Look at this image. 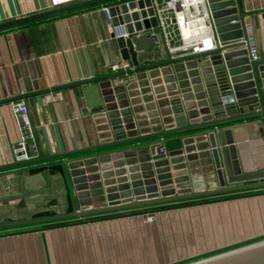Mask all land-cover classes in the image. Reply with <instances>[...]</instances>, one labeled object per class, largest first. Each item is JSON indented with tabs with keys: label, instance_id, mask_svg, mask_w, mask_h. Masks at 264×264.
I'll return each mask as SVG.
<instances>
[{
	"label": "crops",
	"instance_id": "obj_1",
	"mask_svg": "<svg viewBox=\"0 0 264 264\" xmlns=\"http://www.w3.org/2000/svg\"><path fill=\"white\" fill-rule=\"evenodd\" d=\"M79 1L0 0V23ZM124 1L0 29V197L50 187V173L59 178L58 163L65 160L54 157L15 165L13 149L20 138L21 116L14 113L11 102L23 100L28 107L36 133L34 156L101 141L108 124L100 116L106 95L103 81L92 79L111 73L110 66L123 60L104 7ZM239 1L259 57L264 59V0ZM154 31L157 29L146 33ZM22 95L26 96L19 99ZM257 119L263 122L228 132L229 138L239 141L249 169L264 166V115L248 120ZM179 135L165 137L170 150L180 147ZM41 167L44 169L32 172ZM63 183L62 179L55 182L58 194L65 192L59 187ZM66 200L65 196L59 198L60 202ZM195 200L0 228V264H169L264 234V194L206 203L192 202ZM57 203L53 191L30 196L27 201L3 202L0 222L26 218L27 206L31 216L55 213ZM62 208L64 212L71 209L69 203ZM136 212L145 213L133 214ZM147 213H154V219L147 220ZM92 219L98 220L87 222Z\"/></svg>",
	"mask_w": 264,
	"mask_h": 264
},
{
	"label": "water",
	"instance_id": "obj_2",
	"mask_svg": "<svg viewBox=\"0 0 264 264\" xmlns=\"http://www.w3.org/2000/svg\"><path fill=\"white\" fill-rule=\"evenodd\" d=\"M107 1L111 0L64 4L0 23V29ZM208 2L217 47L178 56L168 53L160 33L156 38L136 34L143 28L158 26L153 8L143 9L151 6V0H127L109 6V22L114 26L122 58L130 66L92 79L103 81L106 95L100 116L108 124L101 141L17 161L15 165L65 158L58 163L60 177L53 178L50 173V187L1 196L0 203L27 201L30 196L53 191L58 210L31 216L27 206L26 218L0 222V228L82 219L252 190L262 191L200 203L264 194V166L247 168L239 141L228 137L229 131L263 122L248 119L264 115V59L249 57L245 12L240 1ZM137 6L141 10H134ZM170 134H180V147L170 150L167 145L168 153L159 154L157 148L162 142L168 144L165 137ZM76 154L79 156L73 157ZM61 179L64 183L59 187L65 192L58 194L55 182ZM64 196L67 200L60 202ZM68 203L72 210L64 212L62 206ZM140 213L145 212L133 214ZM95 220L98 219L87 222ZM169 264H264V234Z\"/></svg>",
	"mask_w": 264,
	"mask_h": 264
},
{
	"label": "built area",
	"instance_id": "obj_3",
	"mask_svg": "<svg viewBox=\"0 0 264 264\" xmlns=\"http://www.w3.org/2000/svg\"><path fill=\"white\" fill-rule=\"evenodd\" d=\"M149 7L154 10L153 16L156 17L158 26L151 27L150 29H157V31L148 35L156 38L160 33L171 56L200 53L217 47L216 27L208 0H151V6H145L143 9L146 10ZM109 8V6H105L104 11L110 21ZM134 10H141V8L137 6ZM148 17L150 18L151 16L149 15ZM146 30L149 29L143 28L140 31H136V34H145ZM247 40L249 42L250 59H260L257 48L254 45V38L248 27ZM129 66L130 62L123 59L112 64L110 69L112 72H116L127 69ZM118 81L122 82L123 79H118ZM11 105L14 113L21 116L19 121L20 138L14 146V156L16 161L29 160L35 157L32 152L36 138L34 124L28 118V107L23 100L13 101ZM157 152L159 154H167V144L162 142L157 148ZM154 217V213L146 214L147 220H153Z\"/></svg>",
	"mask_w": 264,
	"mask_h": 264
},
{
	"label": "rangeland",
	"instance_id": "obj_4",
	"mask_svg": "<svg viewBox=\"0 0 264 264\" xmlns=\"http://www.w3.org/2000/svg\"><path fill=\"white\" fill-rule=\"evenodd\" d=\"M260 191H262V190H252V191H245V192L233 193V194H227V195H218V196L213 197V198H224V197H228V196H235V195H239V194H247V193H252V192H260ZM207 199H211V197L207 198ZM202 200H204V199H197V200L192 201V202H197V201H202ZM36 224H41V223H36ZM250 243H252V242H250Z\"/></svg>",
	"mask_w": 264,
	"mask_h": 264
},
{
	"label": "trees",
	"instance_id": "obj_5",
	"mask_svg": "<svg viewBox=\"0 0 264 264\" xmlns=\"http://www.w3.org/2000/svg\"><path fill=\"white\" fill-rule=\"evenodd\" d=\"M111 1H114V0H111ZM111 1H107V2H104V3H102V4H105V3H109V2H111ZM101 4V3H100ZM95 5H99V4H95ZM42 169H44L43 167H41V168H35V169H32V172L33 173H36V172H38V171H41ZM70 211H71V209H70ZM54 212H51V211H46V212H42V213H39V214H37V216H42V215H50V214H53ZM89 218V217H88ZM85 219V218H84ZM87 219V218H86Z\"/></svg>",
	"mask_w": 264,
	"mask_h": 264
},
{
	"label": "flooded vegetation",
	"instance_id": "obj_6",
	"mask_svg": "<svg viewBox=\"0 0 264 264\" xmlns=\"http://www.w3.org/2000/svg\"><path fill=\"white\" fill-rule=\"evenodd\" d=\"M259 240V239H258Z\"/></svg>",
	"mask_w": 264,
	"mask_h": 264
}]
</instances>
